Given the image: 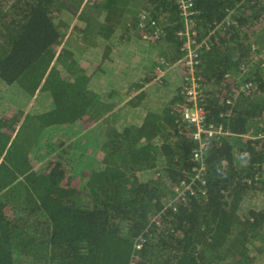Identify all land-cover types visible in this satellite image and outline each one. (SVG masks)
<instances>
[{
  "label": "trees",
  "instance_id": "16d2710c",
  "mask_svg": "<svg viewBox=\"0 0 264 264\" xmlns=\"http://www.w3.org/2000/svg\"><path fill=\"white\" fill-rule=\"evenodd\" d=\"M193 4L214 31L199 105L223 134L184 202L201 162L182 7L0 0V264H264V0Z\"/></svg>",
  "mask_w": 264,
  "mask_h": 264
},
{
  "label": "built area",
  "instance_id": "2783aa9c",
  "mask_svg": "<svg viewBox=\"0 0 264 264\" xmlns=\"http://www.w3.org/2000/svg\"><path fill=\"white\" fill-rule=\"evenodd\" d=\"M184 10L183 15L185 17V30L180 33L181 36L186 39V56H185V64L186 67L189 68V76L188 78L191 81V87L185 88L186 101L188 102V106L184 110V117L189 123L195 126V131L193 133L194 139L199 142V148L194 151V160L197 162H201V166H195L193 171H195V175L192 179H189L188 182L182 180L181 183L175 187L176 199L180 201L186 202L188 200V196H195L197 191L194 187V182L196 180H200L203 184L205 181L203 180V172L205 171V165L203 162V145L205 138H213L214 136H218L223 134L222 127H216L214 124L207 123L206 118L204 116L203 109L200 107L199 102L202 98V88L200 83V78L196 75L199 72L202 64V54L207 52L211 48V36L214 31L211 33H202L194 21H192L191 17L194 15H199L200 12L195 8V4H193V0H175ZM233 23V22H232ZM231 23V24H232ZM230 19H225L219 23L215 24V29L226 28L230 25ZM202 33V34H201ZM148 38V36H144ZM241 71L245 70V65L241 66ZM251 83L244 84L243 90L245 92H249L252 88Z\"/></svg>",
  "mask_w": 264,
  "mask_h": 264
},
{
  "label": "rangeland",
  "instance_id": "374dc122",
  "mask_svg": "<svg viewBox=\"0 0 264 264\" xmlns=\"http://www.w3.org/2000/svg\"><path fill=\"white\" fill-rule=\"evenodd\" d=\"M72 31L69 32V35L66 36V38L64 39L65 42L69 43V41H73V36H72ZM64 48V47H63ZM74 50H76V47L73 48ZM90 54V53H89ZM184 66L186 67V64H185V61L183 60L182 61ZM187 68V67H186ZM143 94V93H141ZM142 96H139V95H136V94H133L131 97H130V102H138Z\"/></svg>",
  "mask_w": 264,
  "mask_h": 264
},
{
  "label": "clouds",
  "instance_id": "9594fccd",
  "mask_svg": "<svg viewBox=\"0 0 264 264\" xmlns=\"http://www.w3.org/2000/svg\"><path fill=\"white\" fill-rule=\"evenodd\" d=\"M210 45H211V44H210ZM210 50H211V48H210ZM210 50H209V51H210ZM207 52H208V51H207ZM205 53H206V52H204V53L202 54V59H203Z\"/></svg>",
  "mask_w": 264,
  "mask_h": 264
},
{
  "label": "crops",
  "instance_id": "0c3cea01",
  "mask_svg": "<svg viewBox=\"0 0 264 264\" xmlns=\"http://www.w3.org/2000/svg\"><path fill=\"white\" fill-rule=\"evenodd\" d=\"M134 103V102H133Z\"/></svg>",
  "mask_w": 264,
  "mask_h": 264
}]
</instances>
